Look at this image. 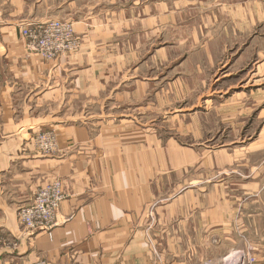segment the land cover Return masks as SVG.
<instances>
[{"label":"crops","instance_id":"0c3cea01","mask_svg":"<svg viewBox=\"0 0 264 264\" xmlns=\"http://www.w3.org/2000/svg\"><path fill=\"white\" fill-rule=\"evenodd\" d=\"M222 6L193 24L192 7L169 13L165 0H0V264H220V245L199 228V154L178 144L176 105L196 90L210 102L217 65L238 74L263 63L243 61L262 37L247 40L245 7L231 35ZM56 19L73 23L81 49L54 60L29 52L21 29ZM199 41L206 48L192 49ZM233 41L230 55L211 44ZM48 130L57 148L43 153L33 138ZM53 179L67 193L57 224L30 231L18 211Z\"/></svg>","mask_w":264,"mask_h":264},{"label":"rangeland","instance_id":"374dc122","mask_svg":"<svg viewBox=\"0 0 264 264\" xmlns=\"http://www.w3.org/2000/svg\"><path fill=\"white\" fill-rule=\"evenodd\" d=\"M165 1L169 13L175 12L174 7L177 4L181 7L186 5L192 7L188 13L194 12L189 15L193 24L200 23L212 9L214 13L221 14L222 5L228 4L231 35L233 28L237 29L239 26L237 15L241 12L243 17L245 7L247 40L254 33L262 34L260 38L256 36L257 41L260 42L251 43L242 56L246 63H251L255 59L263 61L257 68V72H253L251 67L244 73L234 74L236 72L232 70V67L217 65L209 74V84L215 82L213 85L215 91L214 89L213 92L210 91L212 86L205 90L206 94L211 92L214 96L209 99L211 103L207 98L200 99L197 96L198 91H194L193 104L176 105V109L185 110L180 115L183 120L176 122L178 124L176 129L179 128L177 132L180 131L177 135L178 144L192 146L199 154L197 169L192 168L190 176L192 180H197L192 186L199 200L197 203L199 228L205 231L207 226L215 245H220L214 250V258L220 259V264H264V25L260 27L258 20L255 23L253 20V17H257V6H261L264 17V0ZM167 27L171 26L167 25ZM74 34L79 43L68 53L79 51L83 44L75 29ZM191 44H193L192 49L206 48L204 42ZM211 44L212 48L220 46L219 44L226 45L223 53L229 54L236 43L233 41L230 45L221 42ZM253 44L258 46L260 44V49ZM182 45L183 48L187 47V44ZM254 81L262 83L263 86L259 89L249 87ZM242 85L248 86L242 87ZM222 86L224 87L222 92H226L225 88L233 87L227 92L228 94L222 95L218 92ZM197 102L205 111L191 114L192 106ZM189 115L197 116L198 119L190 120ZM166 116L171 117V115ZM166 124L171 125L172 128L175 126L168 121ZM48 131L55 134L52 130ZM40 133L33 138L34 145ZM54 180L60 179L52 181ZM206 207L212 209L213 213H201ZM225 253L227 254L224 255Z\"/></svg>","mask_w":264,"mask_h":264},{"label":"built area","instance_id":"2783aa9c","mask_svg":"<svg viewBox=\"0 0 264 264\" xmlns=\"http://www.w3.org/2000/svg\"><path fill=\"white\" fill-rule=\"evenodd\" d=\"M21 34L26 40L27 50L41 55L46 60H54L70 52L79 43L72 23L67 20L56 19L29 24L21 29ZM35 142L45 153H51L57 148L53 132L40 133ZM65 198L62 181L54 180L39 188L33 202L19 210V219L30 231L49 230L57 224V213ZM34 264L51 263L39 260Z\"/></svg>","mask_w":264,"mask_h":264}]
</instances>
